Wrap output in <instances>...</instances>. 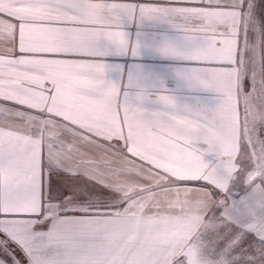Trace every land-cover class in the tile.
I'll return each instance as SVG.
<instances>
[{
	"label": "snow or ice",
	"instance_id": "snow-or-ice-1",
	"mask_svg": "<svg viewBox=\"0 0 264 264\" xmlns=\"http://www.w3.org/2000/svg\"><path fill=\"white\" fill-rule=\"evenodd\" d=\"M0 264H264V0H0Z\"/></svg>",
	"mask_w": 264,
	"mask_h": 264
}]
</instances>
